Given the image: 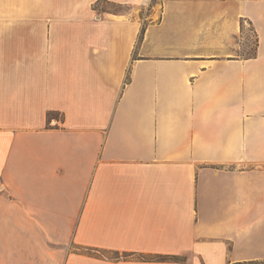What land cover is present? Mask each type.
Instances as JSON below:
<instances>
[{
  "label": "crops",
  "instance_id": "crops-1",
  "mask_svg": "<svg viewBox=\"0 0 264 264\" xmlns=\"http://www.w3.org/2000/svg\"><path fill=\"white\" fill-rule=\"evenodd\" d=\"M251 260L264 0H0V264Z\"/></svg>",
  "mask_w": 264,
  "mask_h": 264
},
{
  "label": "rangeland",
  "instance_id": "rangeland-1",
  "mask_svg": "<svg viewBox=\"0 0 264 264\" xmlns=\"http://www.w3.org/2000/svg\"><path fill=\"white\" fill-rule=\"evenodd\" d=\"M101 6L103 9H110V10H118L124 8V6H120L119 4L116 3H110V2H99L98 4ZM245 49L249 53H253L254 48H255V36L253 32L249 28H245Z\"/></svg>",
  "mask_w": 264,
  "mask_h": 264
},
{
  "label": "trees",
  "instance_id": "trees-1",
  "mask_svg": "<svg viewBox=\"0 0 264 264\" xmlns=\"http://www.w3.org/2000/svg\"><path fill=\"white\" fill-rule=\"evenodd\" d=\"M159 259H167L166 257H162V258H159ZM235 264H264V261H261V260H251V261H246V262H238V263H235Z\"/></svg>",
  "mask_w": 264,
  "mask_h": 264
}]
</instances>
